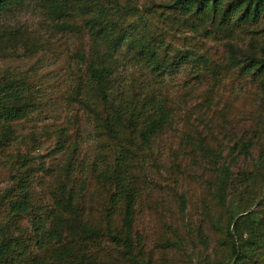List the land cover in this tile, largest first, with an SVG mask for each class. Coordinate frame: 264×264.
<instances>
[{
    "label": "rangeland",
    "instance_id": "374dc122",
    "mask_svg": "<svg viewBox=\"0 0 264 264\" xmlns=\"http://www.w3.org/2000/svg\"><path fill=\"white\" fill-rule=\"evenodd\" d=\"M172 2L119 0L140 9L118 20L119 32L163 40L159 53L174 63L158 77L148 57L133 59L140 46L132 38L118 52L112 85L129 96L162 94L172 109L171 125L150 145H135L139 133L128 127L112 137L104 119L114 112L90 89L95 6L71 0L77 10L62 20L44 0L0 10V86L19 83L29 103L19 119L0 121V227L23 251L8 264H33L35 256L55 264L64 247L81 264H235L230 224L252 211L264 218V85L241 70L251 56H264V19L230 36L209 35V26L195 30L176 20ZM185 53L207 57L216 72L180 65ZM125 146L133 149L125 166L139 195L130 232L137 260L104 236L87 237L79 224L123 228L125 204L113 207L111 195ZM26 193L28 208L13 211ZM72 193L76 213L67 205ZM56 229L62 242L50 236ZM246 264H264V245Z\"/></svg>",
    "mask_w": 264,
    "mask_h": 264
},
{
    "label": "trees",
    "instance_id": "16d2710c",
    "mask_svg": "<svg viewBox=\"0 0 264 264\" xmlns=\"http://www.w3.org/2000/svg\"><path fill=\"white\" fill-rule=\"evenodd\" d=\"M43 1V0H42ZM49 4L51 10L59 20L68 17L76 10H73L71 0L60 2L56 0H44ZM63 1V0H61ZM86 4L88 8L95 6L97 17L89 18L88 23L91 28V36L93 39L91 51L87 58L89 86L90 89H96L102 99L106 110L113 111V115L105 117V126L112 137H120L123 128L128 127L139 133V142L135 145H150L152 140L161 134L166 127L172 123V109L168 107L166 99L162 94L155 93L144 95L137 94L133 96L125 95L120 86L117 88L112 85V80L118 74L121 60L118 52L121 50L123 43L130 41L131 45L140 46L134 52L133 59L148 57L152 71L162 77L170 70L174 63L167 64V53L160 55L163 48V40L156 39L144 40V37L135 39L129 33L119 32L118 20L125 19L131 13H138L139 7L135 5H123L119 0H78ZM109 2V4L107 3ZM25 0H0V10L11 8L12 6H21ZM171 8L178 11L180 16L175 17L184 25L206 28L209 26L211 30L207 33L211 35L215 30L216 34L225 31L232 34L235 27H241L244 22H260L264 19V0H173L170 4ZM131 11L130 13H128ZM147 13H151L147 8ZM115 16V17H112ZM112 25L108 29V26ZM62 29V28H61ZM213 30V31H212ZM115 32L116 36L111 38L109 33ZM230 38V37H227ZM105 44V45H104ZM180 65L191 66L193 70L201 71L205 69L207 73H215V69L210 66L207 57L201 55L191 59L188 53L178 57ZM239 62L235 59V63ZM172 70V69H171ZM242 73L251 75L256 82L263 85L264 79V56L259 59L251 56L245 64L241 65ZM25 89L19 83L10 81L0 86V121H15L26 113L25 109L29 103H23ZM133 149L123 147L118 165L114 170L113 180L115 182V192L111 195V203L113 207L118 206L122 202L125 204L124 226L122 229L109 224L108 230L100 232L87 224L80 223L83 232L87 237L97 238L104 236L112 240L117 246L124 247L129 254V258L136 259L133 250V239L130 234L133 225V219L138 202V191L131 185L129 180V171L125 163L130 160V154ZM24 184H26L23 181ZM26 185H22L25 187ZM75 194L72 193L68 197L67 205L76 213ZM25 198L12 203V210L15 212H23L28 208V199L30 197L26 193ZM115 210V209H114ZM115 214L114 211L112 213ZM112 217V215H110ZM229 226V235L232 237V261L235 264H246L248 253L254 252L261 244L264 245V218L258 219L254 211L240 216L234 224L232 230ZM42 228V227H39ZM4 229L0 227V237H3L0 243V264H8L16 262L22 255V250L11 245V240L4 236ZM247 235V238H244ZM51 237H58L62 242L63 234L58 229L51 231ZM41 249L45 248L44 243L37 241ZM73 254L72 247H64L62 252L56 255L55 264H81L79 261H69V257ZM33 264H46L45 259L38 256L33 257ZM82 264H88V260H84Z\"/></svg>",
    "mask_w": 264,
    "mask_h": 264
}]
</instances>
